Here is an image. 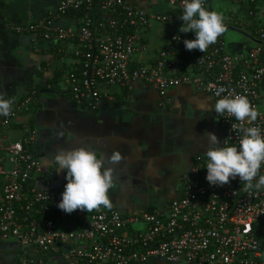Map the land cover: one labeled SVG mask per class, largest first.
I'll return each instance as SVG.
<instances>
[{
  "label": "built area",
  "instance_id": "2783aa9c",
  "mask_svg": "<svg viewBox=\"0 0 264 264\" xmlns=\"http://www.w3.org/2000/svg\"><path fill=\"white\" fill-rule=\"evenodd\" d=\"M213 0H204L212 10ZM237 7L224 21L247 33L241 52L222 34L206 52L187 50L180 32L184 0H52L38 19L2 21L8 32L43 43L56 60L63 90L78 105L94 107L112 91L127 93L134 82L152 85L164 101L178 86L210 95L214 101L244 95L260 115L244 127H259L264 136V5L257 0H224ZM190 2V0H189ZM264 2V0H263ZM258 25L251 34L250 23ZM229 21V22H227ZM170 29L160 47L149 39L153 24ZM27 97L2 117L9 128L27 112ZM224 128L221 147L236 146L244 135L233 116H219ZM26 137L0 145V245L19 246L17 264H264V191L246 190L239 177L224 186L206 179V151L194 156L178 178L177 194L162 205L122 214L111 210L68 214L58 208L66 172L47 170ZM259 175H264V164ZM255 183V181L253 182Z\"/></svg>",
  "mask_w": 264,
  "mask_h": 264
},
{
  "label": "crops",
  "instance_id": "0c3cea01",
  "mask_svg": "<svg viewBox=\"0 0 264 264\" xmlns=\"http://www.w3.org/2000/svg\"><path fill=\"white\" fill-rule=\"evenodd\" d=\"M51 5L52 0H3L2 21L38 19ZM44 46L0 26V95L14 97L13 106L34 98L30 111L0 129V145L26 137L33 128L31 145L45 173L57 172L52 160L61 149L84 147L106 161L119 151L123 156L119 164H105L114 168L115 186L108 195L120 213L128 214L176 196L179 176L194 156L206 151V133H214L221 145L224 128L210 95L182 85L168 91L166 102L152 85L134 82L127 93L112 91V99L102 98L94 107L78 105L52 83L56 60ZM18 251L14 241L3 242L0 264H17ZM148 263L165 264L157 258ZM52 264L64 263L54 259Z\"/></svg>",
  "mask_w": 264,
  "mask_h": 264
},
{
  "label": "clouds",
  "instance_id": "9594fccd",
  "mask_svg": "<svg viewBox=\"0 0 264 264\" xmlns=\"http://www.w3.org/2000/svg\"><path fill=\"white\" fill-rule=\"evenodd\" d=\"M179 18L184 22L180 32H193L196 35L194 40H184L185 48L189 51L206 52L226 31L223 15L207 10L204 0H184L183 14ZM14 99H5L0 95V116L11 114ZM212 107L219 116L235 117L240 122V128H232L244 135L237 148L221 147L214 133H206L207 181L211 185L224 186L239 177L246 190L264 191V175H259L257 179L264 164V136L259 127H244L245 121H256L260 113L244 95L226 96L216 100ZM122 160L119 151H113L106 161L98 158L95 151L84 147L59 150L52 163L57 166V172H66L67 183L58 208L68 214L77 209L93 212L103 207L111 210L113 204L108 193L115 186L114 168L105 164L115 165Z\"/></svg>",
  "mask_w": 264,
  "mask_h": 264
},
{
  "label": "rangeland",
  "instance_id": "374dc122",
  "mask_svg": "<svg viewBox=\"0 0 264 264\" xmlns=\"http://www.w3.org/2000/svg\"><path fill=\"white\" fill-rule=\"evenodd\" d=\"M212 10L218 13H221L224 17V21L228 18L230 14L237 13V7L231 3L230 1L224 0H213L212 1ZM226 27V31L223 33L224 38L227 42H235V41H246L250 42L246 39V37L230 28ZM171 32L170 29L161 30L158 24H153V27L150 29L149 39L151 40L150 45L152 47H160L162 42L167 40L168 34ZM57 84L60 89L63 88V84L58 81ZM149 264V263H148Z\"/></svg>",
  "mask_w": 264,
  "mask_h": 264
},
{
  "label": "trees",
  "instance_id": "16d2710c",
  "mask_svg": "<svg viewBox=\"0 0 264 264\" xmlns=\"http://www.w3.org/2000/svg\"><path fill=\"white\" fill-rule=\"evenodd\" d=\"M261 4H264V2H263V0H257V4H255V3H250V2H247L245 5H243V7L244 8H246V9H251V10H253L254 12H256V11H258V8H257V6L258 5H261ZM258 25V23H257V20H252L251 21V23H250V30H251V34H253L254 35V30L256 29V26ZM234 43H231V48L232 49H234ZM60 76H61V73L60 72H57V74H56V76H54L53 78H52V83L53 82H58L59 81V79H60ZM30 108H31V105L29 106V109H28V111H30Z\"/></svg>",
  "mask_w": 264,
  "mask_h": 264
},
{
  "label": "water",
  "instance_id": "95a60500",
  "mask_svg": "<svg viewBox=\"0 0 264 264\" xmlns=\"http://www.w3.org/2000/svg\"><path fill=\"white\" fill-rule=\"evenodd\" d=\"M2 19L3 18L1 17V20ZM226 27H227V25H226ZM229 28L232 29V30H235V31H237V32H239L241 34H243L245 37L247 36V33H245L244 31H242L241 29H238V28L233 27V26H230ZM233 46H234V50L236 52H241L242 42H235ZM33 100H34V98H33Z\"/></svg>",
  "mask_w": 264,
  "mask_h": 264
}]
</instances>
